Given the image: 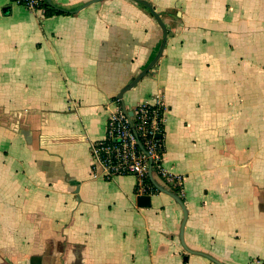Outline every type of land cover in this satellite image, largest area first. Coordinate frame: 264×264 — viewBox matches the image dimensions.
Instances as JSON below:
<instances>
[{
	"label": "crops",
	"instance_id": "obj_1",
	"mask_svg": "<svg viewBox=\"0 0 264 264\" xmlns=\"http://www.w3.org/2000/svg\"><path fill=\"white\" fill-rule=\"evenodd\" d=\"M49 0H47L48 2ZM0 0V264L264 259V0ZM75 10V12H74ZM165 106L163 169L187 211L91 159L109 117Z\"/></svg>",
	"mask_w": 264,
	"mask_h": 264
},
{
	"label": "built area",
	"instance_id": "obj_2",
	"mask_svg": "<svg viewBox=\"0 0 264 264\" xmlns=\"http://www.w3.org/2000/svg\"><path fill=\"white\" fill-rule=\"evenodd\" d=\"M30 11H44L47 0H12ZM165 106L154 101L136 107L128 116L122 109L113 113L105 137L91 145V159L106 178L135 175L136 194L157 190L150 176H160L169 185L181 188V180L162 167L164 155ZM147 180L150 181L149 185ZM155 189V190H154ZM254 264H264L259 259Z\"/></svg>",
	"mask_w": 264,
	"mask_h": 264
},
{
	"label": "water",
	"instance_id": "obj_3",
	"mask_svg": "<svg viewBox=\"0 0 264 264\" xmlns=\"http://www.w3.org/2000/svg\"><path fill=\"white\" fill-rule=\"evenodd\" d=\"M96 1H101V0H91L89 1L91 2H96ZM137 3H139L141 5V7H143V9L151 16L153 17V19H155V21L159 24V26L162 29V40L160 42V46H159V51L158 54L156 55V57L149 63V65L141 72L139 73L132 81L131 83H129L124 89L123 92L120 94V100L123 97V93L132 89L133 87H135V85L137 84V82L141 79V77H143L151 68H153V66L156 64V62L158 61V59L160 58V56L162 55L163 52V48L165 45V40L167 37V30L166 27L159 15V13H157L151 4H149L148 2L144 1V0H135ZM122 110L128 115L131 116L132 115V111H127L124 104L122 103ZM150 180L152 182V184L154 185V187L159 190L162 193H165L167 195H169L170 197H172L182 208L183 213H184V221L186 219L187 216V211L186 208L184 206L183 200L181 199V197L175 193H173L170 189L165 188L164 186H162L159 182H157L152 176H150ZM137 205L139 207H150L151 206V197L149 195H138L137 197ZM183 226L184 224H182V228L180 230V241L182 243V245L191 253H196L199 254L201 256L206 257L207 259L211 260L212 262L216 263V264H224L221 263L220 261L214 259L213 257H211L210 255H207L205 253H201V252H194L189 250L185 244H184V240H183Z\"/></svg>",
	"mask_w": 264,
	"mask_h": 264
},
{
	"label": "trees",
	"instance_id": "obj_4",
	"mask_svg": "<svg viewBox=\"0 0 264 264\" xmlns=\"http://www.w3.org/2000/svg\"><path fill=\"white\" fill-rule=\"evenodd\" d=\"M130 1H135V0H130ZM139 5V4H138ZM44 10H45V15L46 16H50V15H53V14H60L61 12L63 11H59L57 10L53 5H52V1L49 0L47 3H45L44 5ZM157 182H159L162 186H164L165 188H168L170 189L173 193L179 195L181 193V188H178V187H175V186H172V185H169L168 183H166L160 176L157 177V179H155ZM147 183L149 185L150 184V181L147 180ZM155 190V189H154ZM157 191V190H155Z\"/></svg>",
	"mask_w": 264,
	"mask_h": 264
},
{
	"label": "rangeland",
	"instance_id": "obj_5",
	"mask_svg": "<svg viewBox=\"0 0 264 264\" xmlns=\"http://www.w3.org/2000/svg\"><path fill=\"white\" fill-rule=\"evenodd\" d=\"M132 3H134L135 5L137 4H139V3H137L136 1H131ZM139 6L141 7V5L139 4ZM143 8V7H142Z\"/></svg>",
	"mask_w": 264,
	"mask_h": 264
},
{
	"label": "bare ground",
	"instance_id": "obj_6",
	"mask_svg": "<svg viewBox=\"0 0 264 264\" xmlns=\"http://www.w3.org/2000/svg\"><path fill=\"white\" fill-rule=\"evenodd\" d=\"M56 8V7H55ZM74 12H75V10H74ZM158 53V52H157Z\"/></svg>",
	"mask_w": 264,
	"mask_h": 264
}]
</instances>
